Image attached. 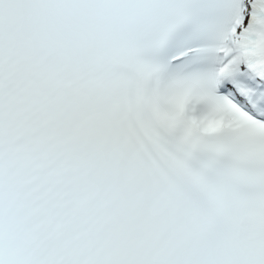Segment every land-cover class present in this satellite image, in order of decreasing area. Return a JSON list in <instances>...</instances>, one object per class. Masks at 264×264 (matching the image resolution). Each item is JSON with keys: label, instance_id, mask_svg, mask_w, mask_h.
<instances>
[{"label": "snow or ice", "instance_id": "1", "mask_svg": "<svg viewBox=\"0 0 264 264\" xmlns=\"http://www.w3.org/2000/svg\"><path fill=\"white\" fill-rule=\"evenodd\" d=\"M0 264H264V0H0Z\"/></svg>", "mask_w": 264, "mask_h": 264}]
</instances>
